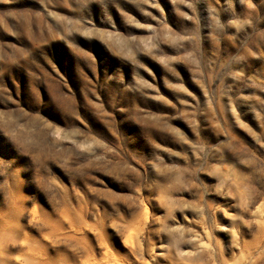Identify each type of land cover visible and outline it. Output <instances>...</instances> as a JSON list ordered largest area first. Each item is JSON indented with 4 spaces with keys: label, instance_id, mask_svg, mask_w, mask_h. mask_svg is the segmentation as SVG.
I'll return each instance as SVG.
<instances>
[{
    "label": "rangeland",
    "instance_id": "obj_1",
    "mask_svg": "<svg viewBox=\"0 0 264 264\" xmlns=\"http://www.w3.org/2000/svg\"><path fill=\"white\" fill-rule=\"evenodd\" d=\"M0 264H264V0H0Z\"/></svg>",
    "mask_w": 264,
    "mask_h": 264
}]
</instances>
